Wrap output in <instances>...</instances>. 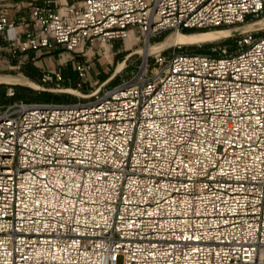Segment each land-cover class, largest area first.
Returning a JSON list of instances; mask_svg holds the SVG:
<instances>
[{
	"label": "built area",
	"instance_id": "built-area-1",
	"mask_svg": "<svg viewBox=\"0 0 264 264\" xmlns=\"http://www.w3.org/2000/svg\"><path fill=\"white\" fill-rule=\"evenodd\" d=\"M262 17L264 0H47L26 15L0 1V57L19 66L59 52L42 85L63 89L69 60L78 89L91 56L129 32L149 41ZM254 29L234 50L148 53L74 101L0 102V264H264Z\"/></svg>",
	"mask_w": 264,
	"mask_h": 264
},
{
	"label": "rangeland",
	"instance_id": "rangeland-1",
	"mask_svg": "<svg viewBox=\"0 0 264 264\" xmlns=\"http://www.w3.org/2000/svg\"><path fill=\"white\" fill-rule=\"evenodd\" d=\"M2 3L10 9L12 13H28L30 2L43 3L47 0H0ZM65 0H50L51 4H59ZM18 6V7H17ZM260 18H257L259 20ZM253 20L248 22L235 23L231 25H224L220 27L212 28H200L191 29L187 33L202 31V29L214 30L219 28L228 29V34L220 36L207 41H199L193 43L181 44V50L186 52H212L213 48L227 46L230 50H234L236 47V39L239 38V34L243 29L256 30L257 35H261L264 32V24L251 23ZM174 31H165L161 35L144 40L142 37L137 38L136 41L130 47L125 45V39H118L112 43L111 47H108L104 51L98 50L93 56H91L92 68L89 70L88 79L83 83L79 89L82 93H87L98 85L99 82L107 80L104 88H109L121 81L122 78H128L144 61L147 54H143L139 51L140 48H146V44L156 45L160 41L167 38ZM235 42V43H233ZM107 47V46H106ZM173 50V45L164 47V53H169ZM154 52V51H153ZM29 53H32L29 52ZM151 53V52H148ZM5 56V55H4ZM61 58V53H53L51 58L45 57L41 59V64L36 62H25L19 66H15V62H10V57H0V80H19L21 78H27L39 83L43 86V89L34 88L26 84L21 83H6L0 82V102L7 103L13 99H26L30 101H63L69 102L77 100V96L71 92L61 91L55 89L53 83H44L42 85L40 74L42 66L46 67L48 64L52 65L54 62ZM48 60V61H47ZM53 60V63L50 62ZM123 61L124 66L121 70L115 71L119 62ZM61 73L64 76V81L61 83L60 88H74L76 87V72L72 68V63L68 60L61 66ZM77 89V90H78ZM10 90L15 91V95H6ZM102 91V90H101ZM121 260L119 259V262Z\"/></svg>",
	"mask_w": 264,
	"mask_h": 264
},
{
	"label": "bare ground",
	"instance_id": "bare-ground-1",
	"mask_svg": "<svg viewBox=\"0 0 264 264\" xmlns=\"http://www.w3.org/2000/svg\"><path fill=\"white\" fill-rule=\"evenodd\" d=\"M257 22L258 23L262 22L264 24V17L260 18ZM227 34H228V29H225V28H219V29H214V30L207 29V30H202V31L192 32V33H187L183 31H174L167 38L160 41L159 44H156V45L146 44L145 45L146 48H140L139 51L146 55L148 54V52L157 51L169 45L207 41V40H211V39L224 36ZM136 39H137V36L133 32H129V34L125 38V41H126L125 45L127 47H130L131 43L133 44L136 41ZM104 45L105 47L107 46L106 49H108V45L107 44H104ZM123 66H124V62L123 61L119 62L115 71L121 70ZM0 82L21 83V84L29 85L34 88L43 89V87L39 83L33 80H30V79H27V78H21L19 80H12V79L0 80ZM59 90L71 92L79 96H85L84 93H82L81 91L71 88V87L59 89Z\"/></svg>",
	"mask_w": 264,
	"mask_h": 264
},
{
	"label": "crops",
	"instance_id": "crops-1",
	"mask_svg": "<svg viewBox=\"0 0 264 264\" xmlns=\"http://www.w3.org/2000/svg\"><path fill=\"white\" fill-rule=\"evenodd\" d=\"M26 15L27 13H25V12H22V13H17V15ZM10 60V62H16V59L15 58H10L9 59Z\"/></svg>",
	"mask_w": 264,
	"mask_h": 264
},
{
	"label": "trees",
	"instance_id": "trees-1",
	"mask_svg": "<svg viewBox=\"0 0 264 264\" xmlns=\"http://www.w3.org/2000/svg\"><path fill=\"white\" fill-rule=\"evenodd\" d=\"M202 30H206V29H202ZM183 32H187V31H191V30H182ZM233 43H235V42H233ZM227 46H232V44H228ZM7 95V94H6ZM13 95H15V91H14V93H13Z\"/></svg>",
	"mask_w": 264,
	"mask_h": 264
}]
</instances>
